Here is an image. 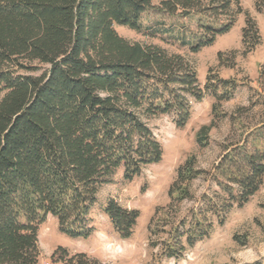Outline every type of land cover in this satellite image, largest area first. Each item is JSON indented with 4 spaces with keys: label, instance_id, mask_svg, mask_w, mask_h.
Returning a JSON list of instances; mask_svg holds the SVG:
<instances>
[{
    "label": "trees",
    "instance_id": "obj_1",
    "mask_svg": "<svg viewBox=\"0 0 264 264\" xmlns=\"http://www.w3.org/2000/svg\"><path fill=\"white\" fill-rule=\"evenodd\" d=\"M263 2H257L258 10ZM233 6L243 13L240 0H0V264H39V226L49 216L63 236L91 237L100 189L120 170L132 181L162 160L164 150L147 120L174 114L183 129L192 99L210 95L216 111L242 85L209 74L201 87L188 59L133 43L115 26L138 33L152 12L195 16V31L156 32L198 53L232 30ZM245 15L247 55L261 44V35ZM219 58L232 67L222 54ZM259 72L264 91V65ZM212 127L197 133L200 148L208 145ZM243 131L245 139L227 145L212 171L201 170L195 156L178 168L170 203L158 208L160 222L149 228L151 237L166 235L151 245L161 257L183 258L209 237L213 219L224 225L233 207L247 205L264 186V122ZM254 131L258 136L252 138ZM250 138L255 148L248 146ZM202 177L217 191L178 219L181 205L195 201L191 188ZM104 212L119 237L129 240L139 211L113 199ZM52 258L60 264H101L63 247Z\"/></svg>",
    "mask_w": 264,
    "mask_h": 264
},
{
    "label": "rangeland",
    "instance_id": "obj_2",
    "mask_svg": "<svg viewBox=\"0 0 264 264\" xmlns=\"http://www.w3.org/2000/svg\"><path fill=\"white\" fill-rule=\"evenodd\" d=\"M259 0H240L243 13L238 14L233 6L231 13L236 22L227 34L218 36L213 46L192 53L188 47H181L172 39L167 40L156 32L158 28L177 32L197 30L195 16L181 17L157 15L152 12L144 16L142 32L130 31L115 26L119 36L133 43L147 46H161L170 53L188 59L198 74L201 87L209 74H218L222 79L238 81L235 97L224 102L214 111L216 100L206 95L200 102L191 100V115L186 127L176 126L175 115H159L149 119L148 124L164 150L161 162L146 167L142 175L132 181L123 179V171L112 178V184L102 187L98 193V203L91 211L95 232L88 239H72L63 236L57 219L49 216L39 226V264H60L52 258L59 247L69 253H83L101 264H264V186L242 208L233 207L226 216L225 224L213 219V230L203 242L188 249L180 260L161 257L160 249L152 248V242L166 238V235L151 237L150 224L160 222L156 215L158 208L170 203L168 195L175 181L177 170L190 156H195L198 167L212 171L225 152V147L245 139L243 129L254 128L264 122V91L258 85L259 69L264 65V2L257 9ZM246 13L259 27L261 44L254 52L245 55L242 43ZM222 54L226 64L220 61ZM204 126H213L209 132V143L199 147L197 133ZM254 137L257 132L254 131ZM252 138L248 146L255 148ZM216 187L205 177L195 181L191 192L195 201L184 202L177 218L188 216L197 201L205 194L213 195ZM116 200L124 209L140 213L134 233L129 240H122L110 222L104 208L110 200ZM173 213L171 214L172 217Z\"/></svg>",
    "mask_w": 264,
    "mask_h": 264
}]
</instances>
